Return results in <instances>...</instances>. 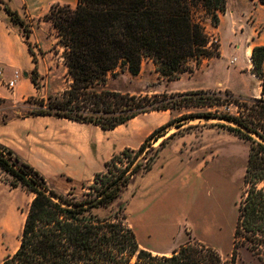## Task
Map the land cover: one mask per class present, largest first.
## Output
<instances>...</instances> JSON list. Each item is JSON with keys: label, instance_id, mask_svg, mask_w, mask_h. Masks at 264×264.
<instances>
[{"label": "trees", "instance_id": "1", "mask_svg": "<svg viewBox=\"0 0 264 264\" xmlns=\"http://www.w3.org/2000/svg\"><path fill=\"white\" fill-rule=\"evenodd\" d=\"M258 1L264 4V0ZM0 4L23 27L36 63L32 80L39 89L30 26L8 4L1 0ZM226 9L227 0H78L75 7L52 5L44 18L57 30L71 82L63 92L39 98L29 115H53L113 129L149 111L218 109L182 115L155 130L139 149L114 155L106 170L96 174L94 194L83 200L49 188L38 170L0 144V168L13 177L12 187L22 185L34 194L20 245L1 264H223L221 253L199 240L181 245L170 255L142 248L125 214L117 211L102 218L93 212L112 205L134 176L152 168L160 148L146 163L140 160L151 141L158 140L176 120L195 118L224 120L226 123L217 125L249 142L231 261L235 264L243 246L264 256V97L244 99L230 90L204 89L131 95L100 88L117 69L138 75L145 58H151L167 80L194 73L205 60L221 56L218 35L211 27L219 25ZM252 62L253 72L264 78V46L254 47ZM5 101L0 96V105ZM222 105L237 109L222 113Z\"/></svg>", "mask_w": 264, "mask_h": 264}, {"label": "crops", "instance_id": "2", "mask_svg": "<svg viewBox=\"0 0 264 264\" xmlns=\"http://www.w3.org/2000/svg\"><path fill=\"white\" fill-rule=\"evenodd\" d=\"M1 1L8 4L30 26L29 41L38 57L37 69L41 86L38 89L32 80L36 63L23 27L15 23L0 4V96L6 99L5 104L11 103L14 107L25 104L31 97L46 98L51 93L46 88L56 80L61 68L65 73L68 68L64 60L65 50L58 44L57 30L53 22L44 17L53 4L75 7L78 0ZM211 29L218 35L221 56L205 60L200 68H196L194 75L216 60L225 59L228 54L224 75H218L211 84L175 86L187 76L190 78L189 74L182 73L179 79H166V89H147L141 93H176L204 89L230 90L244 99L264 97V78L253 72L251 57L255 46H264V4L258 0H227V9L221 14L219 25L212 26ZM226 42L229 52L226 50ZM240 52L243 57L239 56ZM147 71L159 73L151 58L143 60L142 70L138 75H132L127 70L124 72L134 78H141L146 76ZM245 76L251 78V84L236 80L237 77L241 80ZM12 79H16V84L14 89H9L7 82ZM113 91L120 92V89ZM176 111L145 112L113 129H104L93 122L53 115L11 114L6 121H0V144L13 150L22 161L38 170L49 184L65 190L69 182L92 183L96 174L106 170V163L114 155L128 148L139 149L155 130L178 119ZM195 119L187 121L191 124ZM186 125L166 129L165 134L158 139L160 150L152 168L134 176L114 202L124 204L127 220L135 231L140 246L159 254L170 255L186 244V236L183 234L188 222L186 218L194 213L196 198L202 191L199 157L203 155L202 138L205 131L198 127L186 129ZM206 139L209 144L211 140ZM164 140L166 143L161 146ZM207 147L208 167L214 155L211 147ZM248 158L249 149L244 152L242 161L247 164ZM13 190L14 196L9 199L15 211L24 197L30 203L34 198V194L30 198V194L20 186ZM24 224L25 220L22 218L23 227ZM206 225L209 230L215 227L209 220Z\"/></svg>", "mask_w": 264, "mask_h": 264}, {"label": "rangeland", "instance_id": "3", "mask_svg": "<svg viewBox=\"0 0 264 264\" xmlns=\"http://www.w3.org/2000/svg\"><path fill=\"white\" fill-rule=\"evenodd\" d=\"M226 50L229 52L230 48L228 43L225 44ZM240 57H243L242 52L239 53ZM250 57V56H249ZM252 57V55H251ZM228 58V54L227 57ZM216 60L214 64L209 67L199 70V72L194 75V73H188V76L181 81H178L175 86H185L191 87L199 84H211L218 75H224L227 69V59ZM235 58V57H233ZM232 58V59H233ZM157 72L150 73L147 71L145 77L134 78L129 73L124 72L120 69L110 73L109 79L107 80L108 86H101L100 88H107L111 91L115 89H120V93L131 94V95H141V91L149 90H161L166 89V78L162 77ZM64 69L61 68L56 80L51 83L46 90H49L50 94H59L63 92L70 84L71 79L67 76ZM158 75V76H157ZM163 79L165 82H163ZM238 82L244 81L247 84H251V78L245 76L241 80L237 77ZM109 81V83H108ZM148 87V88H147ZM132 90V91H130ZM133 93V94H132ZM166 93V92H160ZM49 94V95H50ZM148 95H152L146 93ZM142 94V95H146ZM39 97H34L30 102L25 104H20L13 106L11 103H3L0 105V121H6L7 118L12 115L25 116L32 113V111L37 107L35 103ZM218 109L210 107H191L178 109L176 111V118L179 119L182 115H187L189 113H205L207 111H212ZM231 109V111H236L237 106L222 105L219 110L224 113ZM16 110V111H14ZM182 113V114H181ZM181 114V116H180ZM189 121H178L174 123L173 126L178 127L184 124L187 128L198 127L202 128L203 134V155H200L201 163V177H202V191L196 198V207L194 213H190L187 216V225L183 234L186 236L185 243L189 241L201 240L204 243L216 248L223 257V264H232V248L234 240V229L238 216V207L241 200L242 194L245 190L244 175L246 170V165L242 161L244 152L249 149V142L239 138L234 133L230 132L228 129L217 125V123H226L224 120L219 119H195L191 124ZM206 138L211 141L209 144L206 142ZM207 145L213 150V160L209 163L207 167L206 151L208 149ZM13 177L0 168V191L6 194L8 197L12 198L14 196V188L11 182ZM49 188L54 191L64 194L70 198L75 197L78 200H83L88 198V195L94 194L92 189L93 182L75 184L72 182L68 183L67 189L63 190L59 186L51 185L47 182ZM24 188L29 194L30 198L33 193L26 189V187L19 185ZM18 187V186H17ZM28 198L21 200L16 206V212L25 220L27 210L29 208ZM120 211L122 214H126L124 204L120 202L113 203L109 207H98L93 210L94 214L99 217H107L109 215L115 214ZM207 220L213 223V229H207ZM23 228V226H22ZM22 228L18 231L16 236V243L12 247H3V253L0 256V264L9 255L15 253L20 244V237L22 233ZM5 245V244H4ZM235 264H264V256H259L246 246L239 249V256Z\"/></svg>", "mask_w": 264, "mask_h": 264}, {"label": "bare ground", "instance_id": "4", "mask_svg": "<svg viewBox=\"0 0 264 264\" xmlns=\"http://www.w3.org/2000/svg\"><path fill=\"white\" fill-rule=\"evenodd\" d=\"M11 204L9 197L0 191V256L4 246L15 245L17 233L22 227V218Z\"/></svg>", "mask_w": 264, "mask_h": 264}, {"label": "built area", "instance_id": "5", "mask_svg": "<svg viewBox=\"0 0 264 264\" xmlns=\"http://www.w3.org/2000/svg\"><path fill=\"white\" fill-rule=\"evenodd\" d=\"M2 76V72L0 71V77ZM18 77V75H17ZM16 84V79H12L10 81L7 82V86L9 89H14ZM158 140L156 141H151V145L146 149V151H144L141 156H140V160H142L144 163H146L149 159V157L152 155V152H154V150H156L157 148H159L160 146L157 144Z\"/></svg>", "mask_w": 264, "mask_h": 264}]
</instances>
